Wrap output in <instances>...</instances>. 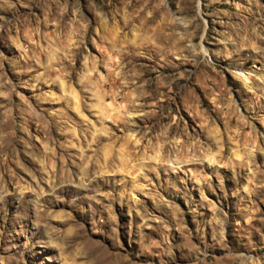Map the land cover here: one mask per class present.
<instances>
[{"label": "rangeland", "instance_id": "374dc122", "mask_svg": "<svg viewBox=\"0 0 264 264\" xmlns=\"http://www.w3.org/2000/svg\"><path fill=\"white\" fill-rule=\"evenodd\" d=\"M0 264H264V0H0Z\"/></svg>", "mask_w": 264, "mask_h": 264}]
</instances>
